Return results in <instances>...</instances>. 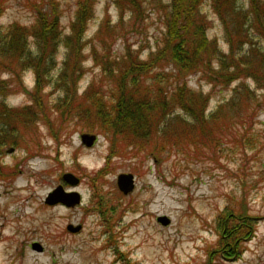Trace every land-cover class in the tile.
I'll return each instance as SVG.
<instances>
[{"label":"rangeland","instance_id":"1","mask_svg":"<svg viewBox=\"0 0 264 264\" xmlns=\"http://www.w3.org/2000/svg\"><path fill=\"white\" fill-rule=\"evenodd\" d=\"M249 1L235 0L234 6L245 11ZM170 4L0 0L1 32L28 30L46 17L61 33L44 57L38 83L34 68L22 70L0 55V264H264V81L242 75L223 84L212 83L202 70L186 74L187 88L207 96L205 115L230 99L238 83L251 92L240 95L238 116L223 110L216 121L199 126L175 109L180 119L168 120V128L156 119L147 138L114 140L84 115L85 94L111 95L128 57L144 62L158 53ZM197 7L207 38L227 53L225 27L212 1ZM73 26L82 30L81 41L69 53L63 38ZM229 30L235 42H244L231 24ZM250 34L264 46L257 33ZM27 38L34 55V37ZM211 62L216 70L217 59ZM151 72L142 84L149 86L155 74L164 77L155 92L166 90L176 73L163 55ZM83 133L96 135L92 146L81 142ZM65 173L79 183L67 184ZM120 173L135 179L126 195L116 185ZM58 185L77 191L80 203L46 204ZM229 208L256 217L254 235L231 261L217 248L218 218ZM159 216L170 222L162 225ZM69 225L80 229L72 232ZM34 243L42 250L33 249Z\"/></svg>","mask_w":264,"mask_h":264},{"label":"trees","instance_id":"2","mask_svg":"<svg viewBox=\"0 0 264 264\" xmlns=\"http://www.w3.org/2000/svg\"><path fill=\"white\" fill-rule=\"evenodd\" d=\"M200 1L171 0L169 10L166 12L163 46L158 53L144 62L128 57L124 61L122 72L117 76L116 89L107 97L108 99H105L99 91L90 96L85 94L83 101L87 104L84 107V115L94 117L99 129L112 135L114 140L117 135L147 138L152 128H157L154 124L156 119L163 120V126L168 128V120L180 119L181 114H175V109L190 116L192 122H196L199 126L207 119L216 121L217 115L223 110L238 116L240 95H248L251 92L240 82L233 88L230 99L219 103L216 110L205 115L207 96L200 91L187 88L183 77L186 74L202 70L201 73H206V77L212 83L215 81L223 84H229L242 75L252 77L257 83L264 81V46L254 42V36L250 34L257 33L264 43V0H250L245 11L238 10L234 6L235 0H211L215 13L225 27V36L229 44L227 53L217 48L215 40L207 38V22L197 7ZM79 15L82 17L83 14L79 13ZM230 24L238 32L237 35L244 38L243 43L248 45L246 50L241 49L243 43L238 44L233 39L229 30ZM14 28L5 33L0 31L2 33L0 55L15 59L22 70L34 68L38 83L42 66L46 61L44 57L49 56L48 51L50 54L61 38V33L54 24L47 21L46 17H42L35 25L28 28L29 31L24 28ZM81 34L82 30L73 26L71 35L63 38L69 53L79 50ZM28 35L34 37L36 50L34 55L27 43ZM162 55L172 63L176 73L171 77L172 81L168 77L166 90L158 87L155 92L154 86L164 81L162 74L152 75V83L149 86L142 84V80L144 76L152 73L151 70ZM211 58H216L218 61L216 70L212 67ZM67 99L66 96L64 102ZM218 219V229H220L218 252L225 260H235L244 251V243L254 235L256 217L243 210L238 212L229 208Z\"/></svg>","mask_w":264,"mask_h":264},{"label":"water","instance_id":"3","mask_svg":"<svg viewBox=\"0 0 264 264\" xmlns=\"http://www.w3.org/2000/svg\"><path fill=\"white\" fill-rule=\"evenodd\" d=\"M80 138H81V142L85 146L90 147L93 145L96 139V135L90 133H83L81 134ZM62 179L70 186H74L79 183V178L74 176L72 173L63 174ZM116 185L117 188L125 195L132 192V190L135 187V179L133 174L132 173L118 174L116 178ZM44 202L50 206L56 204H63L67 207H73L76 204L80 203V194L74 190L66 191L62 185H58L51 192L47 194ZM157 221L160 222L162 225H167L170 222L169 218L166 216L157 217ZM67 228L72 232H77L80 229V226L73 227L69 225ZM32 248L37 251L42 250L41 246L38 243H34L32 245Z\"/></svg>","mask_w":264,"mask_h":264},{"label":"flooded vegetation","instance_id":"4","mask_svg":"<svg viewBox=\"0 0 264 264\" xmlns=\"http://www.w3.org/2000/svg\"><path fill=\"white\" fill-rule=\"evenodd\" d=\"M96 140V139H95ZM95 142V141H94ZM94 144V143H93Z\"/></svg>","mask_w":264,"mask_h":264}]
</instances>
